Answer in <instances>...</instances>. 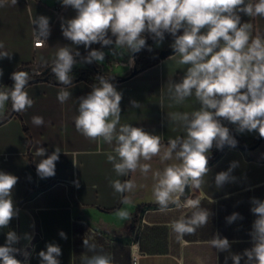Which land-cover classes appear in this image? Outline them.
<instances>
[{
    "label": "crops",
    "instance_id": "obj_1",
    "mask_svg": "<svg viewBox=\"0 0 264 264\" xmlns=\"http://www.w3.org/2000/svg\"><path fill=\"white\" fill-rule=\"evenodd\" d=\"M57 7H60L58 12ZM41 15L49 18L50 35L46 46L34 48L33 29L38 26L33 25L31 19ZM75 15L76 11L71 6H63L62 0H17L15 4L7 0L5 6L0 7V42L4 44L0 51L12 53V58L0 59L3 73L0 90L13 86L14 83L8 85L11 74L22 67L50 66L61 46L79 51L78 57H86L92 49L101 50L105 59L103 62L93 61L97 65L95 68L105 75L127 76L132 69L129 59L130 56L133 59V54H129L126 48L117 49V54L113 55L110 49H115L114 44L102 47L94 43L86 49L83 45H73L63 36L61 24ZM239 15L241 23L253 24V35L264 37V17ZM144 36L146 41L151 38L148 33ZM112 39L114 41L115 37ZM171 43L164 40L159 44L153 42L152 55L158 56L160 49ZM124 55L129 56L126 62L122 61ZM169 57L124 82L112 83L122 94L121 124H131L148 133L161 135L165 146L169 139L185 135L179 123L168 120V114L191 113L200 107L194 95L183 104L169 106L168 83L180 82L188 67L177 63L178 56ZM75 59L77 63L70 73L73 87L61 85L56 77L52 82L41 80L29 84L25 90L34 101L31 108L11 115L9 100L0 112V119L10 114L0 123V171L18 178L12 192L17 216L7 227L0 228V246L5 245L6 234L14 231L20 238L12 245L19 249L14 256L21 264H40L38 253L46 251L49 243L61 248L60 264H81L83 254L93 255L84 247V239L95 243L97 251L102 249L111 254L113 264H131L133 246L140 253L136 264H233L231 254H243L245 249L253 246L250 233L257 217L251 212L252 200H264V138L247 151L226 148L218 159L207 165L206 184L199 190L186 188L181 201L199 198L201 207L208 209L211 215L205 227L178 240L170 223L181 215H190V210L170 205L168 211L161 212L152 196V173L178 161L161 163L158 156L153 157L151 161H142L151 164L152 170L147 177L139 170L118 177L107 160V154L113 153L115 142L91 140L75 128L79 98L89 94L93 85L99 86L95 72L87 68V65L91 67L89 63ZM61 88L71 92V97L63 104L57 99ZM132 101L139 107H133ZM33 116L43 117L44 125L35 126ZM231 127L247 145L258 140L256 131L241 133L236 125L231 124ZM40 147L47 150L44 157L35 155ZM56 148L61 152L55 175L39 177L36 165ZM233 162L236 163L230 172L233 179L217 188L215 176L228 171ZM115 179L122 182L132 180L137 187L133 192L118 194L110 184ZM125 198L128 203H124ZM120 211H126L127 218H121ZM233 213H239V217L229 224L226 218ZM135 214L136 221H133ZM61 231L66 234V239L59 235ZM216 234L229 240L228 251L218 252L209 245L208 241ZM246 260L247 257H243L240 264H245Z\"/></svg>",
    "mask_w": 264,
    "mask_h": 264
},
{
    "label": "clouds",
    "instance_id": "obj_2",
    "mask_svg": "<svg viewBox=\"0 0 264 264\" xmlns=\"http://www.w3.org/2000/svg\"><path fill=\"white\" fill-rule=\"evenodd\" d=\"M16 2L11 0L12 4ZM6 3L7 0H0V7ZM62 5L71 6L76 11L74 18L61 24L63 36L73 45H83L86 49L94 43L102 47L114 44L115 49H110L113 55L117 54V49L124 48L135 54L146 47L144 33L150 34L157 44L164 40L165 33L174 38L170 45L175 53L172 56H178L177 63L188 67L180 82L168 83L169 106L183 104L193 95L200 104L199 109L191 113L168 114V120L183 127L184 136L169 139L165 146L161 135L148 133L131 124H121L122 94L105 77H98L99 86L93 85L89 94L79 98L74 124L86 138L108 144L115 142L114 154L108 153L107 160L118 177L138 170L147 177L152 170L151 164L142 161H151L153 157L158 156L161 163L178 161L152 173V196L161 212L168 211L170 205L190 210V215L172 220L170 227L178 240L185 235H194L197 229L208 224L211 213L201 207L199 198L181 201V197L186 188L199 190L206 184L208 154L214 145L217 149L226 144L236 145L221 118L236 125L238 132L256 131L264 138V37L253 35V24L241 23L239 15L264 17V0H62ZM31 23L38 26L33 29L35 47L46 46L50 35L49 18L41 15L32 18ZM181 30L182 34H178ZM112 37H115L114 41ZM3 48L4 44L0 42V49ZM78 56L80 52L69 46L58 47L55 52L49 67L61 85L74 86L70 73ZM5 57L11 59L12 53L0 51V59ZM84 59L87 63L103 62L105 53L92 49ZM129 66H134L131 56ZM11 79L13 86L0 90V112L9 100L14 112H25L34 103L25 90L31 77L26 71H15ZM70 97L71 92L65 88L57 93L62 104ZM163 100L164 94L161 95V107ZM131 103L133 107H139L137 102ZM31 119L35 126L45 123L41 116ZM46 151L40 147L35 155L44 157ZM60 152L56 148L47 158L40 160L36 165L39 177L55 175ZM235 167L233 162L228 171L215 176L217 188L233 179L230 172ZM17 180L16 176L0 171V228L7 227L17 216L12 199ZM110 184L118 194L133 192L137 187L132 180L122 182L115 179ZM124 203H128L127 198ZM252 204L251 212L257 217L250 233L253 246L245 249L243 254H231L233 264H240L243 257H247L245 264H264V200L253 198ZM118 215L127 218L128 213L120 211ZM238 217L239 213H233L226 220L230 224ZM59 235L67 238L63 231ZM19 239L14 231L6 234L5 245L0 246L2 264H21L14 256L19 249L12 246ZM208 243L218 252L230 249L229 240L219 234ZM83 245L93 255L83 254L81 264H113L111 254L102 249L97 251L95 243L84 239ZM61 255V248L53 243L46 245V251L38 253L40 264H60L58 257Z\"/></svg>",
    "mask_w": 264,
    "mask_h": 264
},
{
    "label": "trees",
    "instance_id": "obj_3",
    "mask_svg": "<svg viewBox=\"0 0 264 264\" xmlns=\"http://www.w3.org/2000/svg\"><path fill=\"white\" fill-rule=\"evenodd\" d=\"M178 34H182V33H178ZM164 41L166 42H174V39L173 37L168 34V33H165V37H164ZM153 42H155V40L151 38H149L147 41H146V47L144 49H142L136 56V60H135V67L137 69V73H140L144 70H146L147 68H150L151 66L157 64L160 60L158 59V56L157 55H152V52L148 50V48L152 46ZM31 69V66H25V67H22L21 69L17 70V71H27ZM45 68H34V69H31V70H37V71H40L42 72ZM48 81L47 82H52V79L55 77L54 74L51 72V70L48 72ZM31 77L29 84H32V83H35V82H39L42 80V78L44 77L43 75H29ZM14 81L11 79L8 83V85L10 86ZM10 114H18V112H14L12 110V104H11V101H10ZM9 114V115H10ZM6 116L5 118H2L0 119V123H3L8 117ZM221 122L224 126L228 127L229 128V131H230V135L236 140V145L235 146H230V145H225L222 149H217L215 147V145L213 146V148L210 150L211 151V155H208V164L214 162L216 159L219 158L220 156V153L225 150L226 148H229V147H239V146H246V147H250L251 145H255L257 143L258 140H255L252 142V144L250 145H247L245 143V141L243 140V138L241 136H239L234 130L233 128L231 127V124L224 120L223 118H221ZM140 212V209L137 210V214ZM136 214L135 216L133 217V221H136Z\"/></svg>",
    "mask_w": 264,
    "mask_h": 264
},
{
    "label": "water",
    "instance_id": "obj_4",
    "mask_svg": "<svg viewBox=\"0 0 264 264\" xmlns=\"http://www.w3.org/2000/svg\"><path fill=\"white\" fill-rule=\"evenodd\" d=\"M174 39V38H173ZM138 53H135L133 54V59L136 58ZM174 50L172 48H168V49H162L159 51L158 53V59L159 60H163L169 56H172L174 55ZM75 58H80L82 60L85 61L84 57H75ZM89 65L93 68V71L97 74V77H105L109 80L110 83H113L114 81L115 82H124L130 78H132L133 76H135L137 74V69L135 67V63H134V66H132V69L130 71V73L127 75V76H124V77H120V76H115V75H105L104 73L98 71V69L95 68L94 64L93 63H89ZM51 70V68L48 66L46 67L42 72L41 74L44 76L42 78V81H48V72ZM263 138H261L260 136L258 137V143H260L262 141ZM238 149L240 150H243V151H247L249 149H251V147H246V146H239L237 147Z\"/></svg>",
    "mask_w": 264,
    "mask_h": 264
},
{
    "label": "rangeland",
    "instance_id": "obj_5",
    "mask_svg": "<svg viewBox=\"0 0 264 264\" xmlns=\"http://www.w3.org/2000/svg\"><path fill=\"white\" fill-rule=\"evenodd\" d=\"M171 44H172V43H171ZM171 44H170V45H171ZM170 45H168V46L165 45V47L163 46L160 50L171 48ZM151 52L153 53V44H152V46H151ZM129 54H130V53H129ZM128 58H129V56H125V55H124L122 61H123V62H126V60H128ZM133 60H134V62H135L136 58L133 59ZM93 64H94L95 67H97V65H96L95 63H93ZM87 68H89V70L93 71V68H92V67H88V65H87ZM31 69H34V68L31 67ZM31 69L27 70L26 72H28L29 75H31V76H32V75H36L35 72H36L37 70L35 71V70H31ZM93 73H94V71H93ZM94 74H95L96 77H97V74H96V73H94ZM13 83H14V82H13Z\"/></svg>",
    "mask_w": 264,
    "mask_h": 264
},
{
    "label": "built area",
    "instance_id": "obj_6",
    "mask_svg": "<svg viewBox=\"0 0 264 264\" xmlns=\"http://www.w3.org/2000/svg\"><path fill=\"white\" fill-rule=\"evenodd\" d=\"M59 8H60V7H57V8H56V11H57V12L59 11ZM46 43H47V40H46ZM33 47H34V48H38V47H35V45H34V36H33ZM35 73H36V75H42L40 71H36ZM139 255H140V253H139L138 250L133 246V247L131 248V264H133V261H135V264L137 263V258H138Z\"/></svg>",
    "mask_w": 264,
    "mask_h": 264
}]
</instances>
